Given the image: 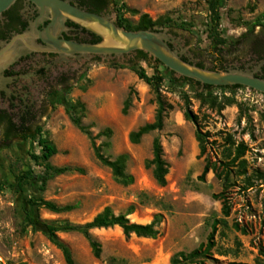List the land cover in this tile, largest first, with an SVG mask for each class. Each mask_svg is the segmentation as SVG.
Listing matches in <instances>:
<instances>
[{
	"label": "rangeland",
	"instance_id": "obj_1",
	"mask_svg": "<svg viewBox=\"0 0 264 264\" xmlns=\"http://www.w3.org/2000/svg\"><path fill=\"white\" fill-rule=\"evenodd\" d=\"M112 1L117 21L135 26L146 15L157 23L156 30L167 31L177 51L186 50L188 58L194 54L208 66L217 59L231 62L247 52L251 40L264 38V0H226L219 23L224 43L216 48L208 37V0ZM121 59L88 65L47 98L38 121L43 138L56 149L47 162L41 159L37 138L16 139L9 148H0V264H66L41 222L56 227L84 224L105 207L116 215L133 207L128 219L142 225L160 216L159 235L125 237L118 227L92 230L101 246L100 257L95 258L81 234L59 231L56 235L68 246L75 264H170L175 253L205 245L213 225L211 255L220 264H264V96L244 87L214 89L211 97L202 90L197 94L188 84L171 83L162 66L156 71L165 79L156 93L130 69L136 65L151 77L153 68L130 57ZM185 98L196 126L184 117ZM159 101L164 110L162 129L131 143V132L154 122ZM77 104L84 108L83 114L78 112L81 124L92 136L98 135L94 142L103 156L126 157L125 172L133 184L120 185L96 160L90 140L65 112L66 105ZM197 130L203 134V153ZM155 138L169 165L164 186L155 182L146 166ZM241 146L244 152L238 156ZM46 163L72 171L44 184L40 179L24 180L21 189L16 187V178L28 171L43 176ZM207 163L214 170L201 179ZM221 194L228 216L222 213ZM40 201L71 209L53 212Z\"/></svg>",
	"mask_w": 264,
	"mask_h": 264
},
{
	"label": "trees",
	"instance_id": "obj_2",
	"mask_svg": "<svg viewBox=\"0 0 264 264\" xmlns=\"http://www.w3.org/2000/svg\"><path fill=\"white\" fill-rule=\"evenodd\" d=\"M226 0H208L207 1V9H208V17H209V33L208 37L211 41V44L214 48L222 45L224 43V39L220 37L219 33V23H220V10L224 8ZM117 25L127 31H137V30H156L155 27L157 23L151 21L146 15H143L140 20L138 21L137 25L132 26L127 21L120 22L118 21ZM136 62H144L150 68H153L154 74L151 77H148L144 71V69H136V65L130 67V69L137 75L140 80L145 81L146 83L150 84L152 88L158 92L162 82L164 81V77L160 76L156 69L158 66H162L158 61L153 60L147 56V54L143 52H136V56L134 58ZM199 68H202L200 65H196ZM163 67V66H162ZM166 73L169 75L168 80L173 83L177 84L179 82H183L191 86L192 89L198 94L200 90V84L189 80V79H176L174 74L164 68ZM242 87L233 86V87H222V88H213L210 86H204L202 92L206 94V96H212V90H229L234 91ZM186 110L184 113V117L186 120L191 121L195 126L197 125V118L196 116L190 111L189 109V101L187 98L184 99ZM128 107V103L125 104L123 112H126ZM65 112L68 115L72 124L78 128L83 134H85L88 139L90 140L91 147L93 149L94 156L96 160L103 166L107 167L111 173L113 178L117 183L123 186H128L133 184L134 179L131 175L125 172V156H119L115 160H110L103 156L100 151V147L95 145V138L98 136H92L89 129L81 124V117L79 114H83L84 108L82 105L77 104L74 106L66 105ZM163 105L161 101H159V109L155 116V120L151 124L144 125L138 128L136 131H133L129 134V141L131 143H138L140 139L154 131L161 130L163 127ZM38 140L39 145L42 147L43 153L41 156L42 161L47 162L52 156L56 154V149L48 143L46 139L42 136V127L40 125H35L33 130H23V131H14V132H6L3 135H0V148H9L10 144L13 140H26V139H36ZM196 140L200 147L201 153L204 152V147L202 145L203 142V134L200 130L196 132ZM244 150L243 147H239L237 150L238 156L243 154ZM146 166L151 169L152 177L155 182L160 185L164 186L166 183V177L169 171V165L163 158V150L161 143L158 138H155L152 143V158L147 161ZM45 173L43 176L39 177L34 175L32 172L28 171L23 175L16 178V187L21 189L22 182L24 180L28 181L29 183H33L36 180L40 179L41 182L44 184L47 179L65 174L66 172L72 171L69 168H56L52 167L49 164H45ZM78 172H83L81 169H73ZM209 170H214L210 164H206L200 178L202 179ZM219 197L222 198L221 205H222V213L224 216H228L229 214V207L227 205V201L225 197L221 194ZM40 205L44 208L53 211V212H62L70 210V206L65 207H58L55 204L47 201H40ZM134 212L133 207H130L126 210L124 214L116 215L110 207H105L100 213H98L91 221L84 223V224H68L63 227H56L52 224L43 223L41 225L43 230L48 238V240L55 245L58 249H60L64 261L66 264H75L71 252L66 244H64L56 235L59 231L64 232H75L81 234L86 241L88 242L92 254L95 258H99L101 254V246L100 244L91 236L92 230H99V229H108L113 227H118L121 229L123 235L125 237H129L130 235H135L137 237L143 238H150L155 239L159 235V225L161 223V217L157 216L153 219L152 222L149 224H136L131 223L128 219V216L132 215ZM28 222L31 225H34L35 221L31 217H26ZM215 225H213L212 230L207 238V243L199 245L196 249L190 252H178L175 253L171 259L170 264H207L206 261H212L214 264H220L217 260L213 258L211 255V250L214 247V234H215ZM226 264H237V263H226Z\"/></svg>",
	"mask_w": 264,
	"mask_h": 264
},
{
	"label": "flooded vegetation",
	"instance_id": "obj_3",
	"mask_svg": "<svg viewBox=\"0 0 264 264\" xmlns=\"http://www.w3.org/2000/svg\"><path fill=\"white\" fill-rule=\"evenodd\" d=\"M75 8L96 14L109 16L117 24V11L112 0H61ZM111 15H114L111 17ZM40 16L35 4L27 0H17L0 16V51L14 37L26 32L43 33L49 26L50 19L37 22L36 30L32 25ZM47 17H50L48 14ZM59 38L77 44H96L100 38L84 27L67 20ZM36 46L45 47L40 39ZM171 47H174L171 45ZM191 52V51H190ZM136 53L130 56L134 59ZM213 71L237 69L250 71L264 80V38L258 37L249 42L247 52L231 62L217 59L211 66L201 62L197 57H182ZM128 59V58H127ZM121 58H112L109 63H119ZM98 56H61L51 52L28 51L6 66L0 73V135L6 132L33 130L40 120L41 110L47 98L53 96L58 87L67 80L80 74L88 65L100 63Z\"/></svg>",
	"mask_w": 264,
	"mask_h": 264
},
{
	"label": "water",
	"instance_id": "obj_4",
	"mask_svg": "<svg viewBox=\"0 0 264 264\" xmlns=\"http://www.w3.org/2000/svg\"><path fill=\"white\" fill-rule=\"evenodd\" d=\"M17 0H0V16ZM37 6L40 16L32 25L36 30L37 22L50 19L49 26L43 33L26 32L14 37L0 51V73L10 63L28 51L51 52L61 56L92 55L102 61L114 57L125 58L140 51L153 60L158 61L164 68L174 74L176 79H189L204 86L213 88L239 86L258 92L264 96V80L256 78L250 71L228 69L213 71L199 68L188 57L186 50L177 51L173 40L166 30H137L127 31L115 24L109 16L101 17L96 14L79 10L61 0H27ZM50 17H47V15ZM70 20L100 38L96 44H77L59 38L64 24ZM40 39L45 47L36 46L35 40ZM1 79V77H0Z\"/></svg>",
	"mask_w": 264,
	"mask_h": 264
}]
</instances>
